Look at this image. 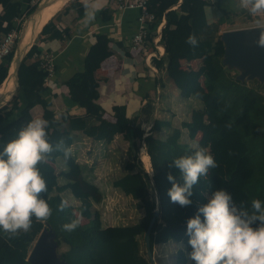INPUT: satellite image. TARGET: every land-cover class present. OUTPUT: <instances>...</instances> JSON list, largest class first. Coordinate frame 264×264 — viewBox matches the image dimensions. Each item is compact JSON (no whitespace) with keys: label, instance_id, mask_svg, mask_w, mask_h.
<instances>
[{"label":"trees","instance_id":"trees-1","mask_svg":"<svg viewBox=\"0 0 264 264\" xmlns=\"http://www.w3.org/2000/svg\"><path fill=\"white\" fill-rule=\"evenodd\" d=\"M235 3V0H151L149 3L154 21L149 26L146 44H153L158 27L166 20L160 40L165 47V59H153V64L166 73L183 97L188 95L189 84L194 77L183 64L204 60L206 96L203 107L194 109L190 120L184 122L182 128L186 129L190 140H195L205 129V117H210L212 123L209 131L214 127L211 143H216L218 149L213 157L216 162L225 165V169L219 166L210 169L212 178L208 180L202 177L193 186L190 197L192 204L189 205L191 214L187 213L185 207L171 201L168 192L173 184L168 175L171 173L176 183L183 186L182 174L174 166V159L192 155L199 148H192L183 142L182 128L173 127L171 121L157 118L156 101L149 95L139 113L132 117L128 116L125 106H114V121L105 118L106 111L98 103L100 93L95 73L105 60L113 56L109 47L110 38L97 33L96 43L86 54L81 70L65 80L70 108L60 116L50 109L52 93L46 86L49 72L43 67L38 45L32 46L18 70L17 96L11 105L0 108V151L33 120L31 111L41 106L43 119L49 121V142L54 148L47 163L38 165L48 185V192L41 194V198L51 207L52 216L46 222L33 218L32 227L26 233L20 231L13 235L0 230V264H31L28 261L31 247L47 226L55 232L59 246L67 248L61 259L68 264H154L149 249L154 254L156 246L170 242L182 243L185 249L178 251L164 264H190L193 249L189 244L187 221L208 203L209 198L203 191L212 181L215 183L219 171L226 170V181L236 189L233 199L237 205L243 203L250 212L253 200L259 199L264 205V94L258 90L264 89V85L253 81L252 84L257 87H250L228 72L223 64L224 47L220 30L224 24H234L235 17L242 13L237 12ZM0 5L3 8L0 36L13 29L21 30V25L16 21L23 15V4L18 0H0ZM81 6L82 3L73 1L65 10L80 13ZM175 6L177 8L173 9ZM206 7H214L221 14L216 22H208ZM35 10L36 6L30 7L28 15ZM100 14L104 16L106 12ZM189 37H195V46L188 42ZM70 38V30H60L55 18L43 27L38 40L43 43ZM14 56L15 51L0 63V88L9 77ZM81 109L85 110L83 116L74 115L73 112ZM144 125L151 126L148 132ZM163 130L169 132L164 139L155 135ZM76 135L105 144L112 143L118 135L132 145L135 140L143 142L152 175L139 159L138 150L131 145L128 151L132 154V160L125 165L126 173L113 182L114 188L136 201V207L143 210V217L138 223L106 226L102 213L98 209L93 210L103 201L104 194L98 185L85 176L84 167L72 153ZM66 148H71L68 157L64 153ZM57 163H61L64 170L61 177L55 172L54 165ZM69 192L77 205L69 202L70 206L61 211V203L67 200L64 194ZM157 208L159 215L151 229L148 248L146 232ZM81 216L88 220L86 225L81 223L71 232L63 229V225Z\"/></svg>","mask_w":264,"mask_h":264},{"label":"clouds","instance_id":"clouds-1","mask_svg":"<svg viewBox=\"0 0 264 264\" xmlns=\"http://www.w3.org/2000/svg\"><path fill=\"white\" fill-rule=\"evenodd\" d=\"M237 7L258 17V23H264V0H237ZM188 42L193 46L197 43L195 37H189ZM257 43L264 47V33ZM48 127L49 121L33 119L0 151V230L4 233H26L32 227L33 218L46 222L52 216L51 207L41 198V194L48 192V185L38 167L47 163L54 151ZM64 153L65 157L70 156L71 148L64 149ZM174 166L180 170L184 184L176 183L169 173L173 186L168 195L173 203L186 207L192 204L193 186L218 164L207 149L199 148L192 155L174 159ZM69 206L65 200L60 210ZM251 209L250 212L243 203L237 205L226 190L215 191L208 203L187 222L193 249L190 258L196 264H264V205L255 199ZM82 219L81 216L63 225V229L74 231Z\"/></svg>","mask_w":264,"mask_h":264},{"label":"crops","instance_id":"crops-1","mask_svg":"<svg viewBox=\"0 0 264 264\" xmlns=\"http://www.w3.org/2000/svg\"><path fill=\"white\" fill-rule=\"evenodd\" d=\"M18 1L23 4V15L16 21L18 25H21V36L15 50V54H17L14 56L11 66H13V62L23 60L34 44L38 45L41 55L51 53L54 59L52 63L54 72L46 80V86L51 89L53 106L59 101L64 105V101H67L69 90L64 82L75 72L81 70L86 54L96 43L97 33H103L110 38L109 47L113 51V56L105 60L101 68L95 73L99 83L100 98L98 103L106 111L105 115H113V107L122 105L126 107L128 116L132 117L139 113L146 103L145 98L148 95L154 100V97H157V92L160 97L159 89L163 83L161 73L164 74L165 72L154 66L153 59H165V47L160 43L166 25L165 19L157 29L153 44L147 43L143 50L133 51L132 39L139 30L138 19L141 14L139 9H118L115 0H67L50 20L56 18V24L60 30L68 28L71 38L39 42L38 39L47 22L34 33L29 46H25L29 22L37 18L49 3L46 2L47 0H40L38 4L34 5V0ZM70 1L82 3L80 13L76 10H68L67 12L64 10ZM42 5L46 6L39 11ZM33 6L38 7L37 11L28 15L27 12ZM176 8L177 6L173 7V9ZM102 11H105L106 15H101ZM2 12L3 8L0 5V15ZM205 12L209 23L216 22L221 16L214 7H206ZM24 35L26 39L23 42ZM10 76L11 74H9ZM80 112V116L85 114L84 109H81ZM31 113L34 115V119H43L41 106H36ZM171 244H175L177 247L178 245L185 247L182 243L174 242L156 247H171ZM155 253L153 254L155 264H159ZM167 261L169 258L165 262H161L164 264Z\"/></svg>","mask_w":264,"mask_h":264},{"label":"rangeland","instance_id":"rangeland-1","mask_svg":"<svg viewBox=\"0 0 264 264\" xmlns=\"http://www.w3.org/2000/svg\"><path fill=\"white\" fill-rule=\"evenodd\" d=\"M235 2H237V0H235ZM70 3L71 1L64 8L66 9V7H68ZM235 4L236 5L234 7L238 9V11H236H242V13H238V16L235 17L234 24L222 25L220 34L226 31L239 30L264 25V23L257 22V20L259 19L258 17L251 16L248 11L238 8L237 3ZM37 8L38 7H36L35 11H37ZM41 60L44 68L50 66L54 61L51 53L42 54ZM14 63L15 62H13V66H11L10 69L11 75H14ZM189 64L191 63L185 62L183 64V67L189 69L194 77L189 84V93L186 97H183L179 90H177L173 86L172 82L168 79L165 73H161V79L165 86V89L162 85L159 89L160 97L158 96L159 94H157V92V97H154V101H156L157 103V118L165 121H171L173 127L182 128L183 123L188 122L190 120L192 111L194 109H200L203 107V99L206 96V90L203 84L205 71L204 60L196 61L194 62V64L191 65ZM226 69L236 78L241 74V72L236 68H231L227 66ZM12 83L14 87V82ZM245 83H247L252 88L257 87L256 84H252V80L246 79ZM13 87L10 88V93H8L6 96L3 95L0 97V108L5 105H11L13 99L17 96V84L14 88ZM258 90L264 94V89ZM66 100L67 101H64V105L61 101H59L53 106L52 97L50 109L53 110L57 114V116H60L61 113L68 111L70 108L68 99ZM73 113L74 115L78 116H80L81 114L80 110H77ZM105 118L114 121L113 115H105ZM32 119H34V115H32ZM211 121L212 120H210V117H205V129L198 134L195 140H190L186 129L182 128L183 142L189 144L192 148L207 149L208 152L212 156H214L218 149L216 150V143H211V137L214 133V127L213 130L209 131L212 123ZM144 126L146 131L148 132L150 130V128H148L149 125ZM168 133L169 132L163 130L162 132L155 133V135L164 139L168 135ZM131 145L132 143L128 142L122 135L116 136L113 142L109 144L99 143L82 135H77L76 141L72 147V153L74 157L84 167L85 176L90 179L93 183L98 185V187L104 194L103 201L100 204L95 205L93 210L98 209L102 213L104 224L106 226L132 225L138 223L143 217V210H140L136 207V201H134L130 197H127L120 189H116L113 186V182L115 180L125 175V165L128 161L132 160V154H130L128 151ZM132 146L136 151L138 150L139 159L143 162L146 171L150 175H152L150 160L146 154L143 142L140 140H135ZM217 164L220 169H225V165H222L219 162H217ZM54 168L57 176L61 177L64 172L61 163L55 164ZM216 177L217 180L215 181V183L212 181L209 186L204 189L203 192L206 197L210 198L215 191L226 190L234 198L236 194V189L226 181V170L225 172H217ZM206 178L210 180L212 178V173L208 174ZM64 195L68 202L77 205L74 199H72L73 196L70 192ZM185 209L188 214H191L192 208L190 206H186ZM77 215L79 216L78 212ZM81 223L83 225H86L88 223V220L82 219ZM45 228L48 229V227ZM184 248L181 245H178L177 247V245L171 244V247H156V253L155 249L154 253L158 263L160 264L161 261L165 262L167 258L175 257L176 253ZM66 249L67 248L64 246H58L56 250L57 255L61 256L62 253L66 251ZM190 261V264H196L194 260Z\"/></svg>","mask_w":264,"mask_h":264},{"label":"water","instance_id":"water-1","mask_svg":"<svg viewBox=\"0 0 264 264\" xmlns=\"http://www.w3.org/2000/svg\"><path fill=\"white\" fill-rule=\"evenodd\" d=\"M262 33H264V25L226 31L221 34V41L224 46L223 64L225 67L238 69L241 74L237 79L241 82L248 79L264 84V47H260L257 43ZM21 62L22 60L15 61V82L18 87V70ZM158 215L159 208L156 209L146 232L145 241L148 248H150L151 229ZM58 246L53 229L44 228L33 243L28 261L31 264H68L61 259V256L57 255ZM149 256L154 261L153 252L150 249Z\"/></svg>","mask_w":264,"mask_h":264},{"label":"built area","instance_id":"built-area-1","mask_svg":"<svg viewBox=\"0 0 264 264\" xmlns=\"http://www.w3.org/2000/svg\"><path fill=\"white\" fill-rule=\"evenodd\" d=\"M40 0H34V5L38 4ZM151 0H115V5L118 9H139L141 14L139 16V30L133 36L132 50H143L146 44V37L149 33V26L154 21V15L149 11V3ZM20 25V24H19ZM21 31L19 29H13L11 32L0 36V63L9 56L19 42ZM40 55V59H41ZM47 60V59H46ZM49 72V77L54 72L53 64L45 68ZM47 78V79H48ZM46 79V80H47Z\"/></svg>","mask_w":264,"mask_h":264},{"label":"bare ground","instance_id":"bare-ground-1","mask_svg":"<svg viewBox=\"0 0 264 264\" xmlns=\"http://www.w3.org/2000/svg\"><path fill=\"white\" fill-rule=\"evenodd\" d=\"M46 2L49 3L48 6L40 13L37 18H35L32 22H30V24H28V36L26 37L27 39L25 38L27 30L23 38V42L26 39V41L24 42L25 46H29L30 40H32L34 33H36L42 25L47 23L53 17V15H55V13L67 2V0H47ZM45 6L46 5H42L39 11H41ZM15 72L16 65L14 63V75H11L0 88V97L3 95L6 96L8 93H10V88L13 87L12 82H14L15 87Z\"/></svg>","mask_w":264,"mask_h":264}]
</instances>
